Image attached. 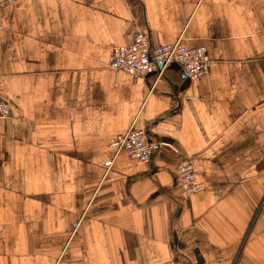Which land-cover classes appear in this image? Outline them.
<instances>
[{
    "label": "crops",
    "instance_id": "1",
    "mask_svg": "<svg viewBox=\"0 0 264 264\" xmlns=\"http://www.w3.org/2000/svg\"><path fill=\"white\" fill-rule=\"evenodd\" d=\"M139 34L211 63L111 68ZM1 102L0 264H264V0H13ZM132 127L170 146L118 151Z\"/></svg>",
    "mask_w": 264,
    "mask_h": 264
},
{
    "label": "built area",
    "instance_id": "2",
    "mask_svg": "<svg viewBox=\"0 0 264 264\" xmlns=\"http://www.w3.org/2000/svg\"><path fill=\"white\" fill-rule=\"evenodd\" d=\"M13 0H0V9ZM211 63L205 46L192 47L181 40L171 44H154L147 34H139L133 43L116 46L112 49L108 65L114 69H122L134 75L155 73L158 79L165 71L173 66H179L188 78L202 75ZM10 114L7 103H0V117ZM116 149L125 150L130 156L139 161H146L151 154L166 146L167 143L158 139H151L144 129L131 128L112 143ZM109 164V163H108ZM178 181L182 189V196L187 198L203 189L199 182L193 163L183 160L177 168ZM153 264H184L181 259H170Z\"/></svg>",
    "mask_w": 264,
    "mask_h": 264
}]
</instances>
